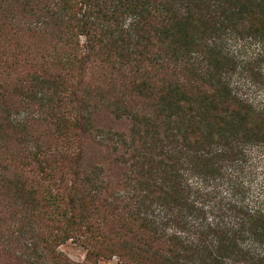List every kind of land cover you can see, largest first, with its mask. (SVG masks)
<instances>
[{"label": "trees", "instance_id": "1", "mask_svg": "<svg viewBox=\"0 0 264 264\" xmlns=\"http://www.w3.org/2000/svg\"><path fill=\"white\" fill-rule=\"evenodd\" d=\"M261 63L264 0H0V258L264 264Z\"/></svg>", "mask_w": 264, "mask_h": 264}, {"label": "rangeland", "instance_id": "2", "mask_svg": "<svg viewBox=\"0 0 264 264\" xmlns=\"http://www.w3.org/2000/svg\"><path fill=\"white\" fill-rule=\"evenodd\" d=\"M248 42L249 41L244 42V43L241 42V44L228 42L227 43V49L230 50L236 56L238 54H240V56L237 57L238 60L242 59L241 55L243 58H247V57H250L251 54H253L256 50L255 45H250V43H248ZM242 44H244L245 47H243ZM258 66H259V68L257 69V72L260 75V77L263 78V81L252 83V82L246 80V77L244 76V74H241V75H238L239 77L237 79V82L239 83V85H237V89L240 92H242L243 94L249 95L258 104L264 106V63H261ZM99 158L100 157H97L96 160H98ZM260 166H262V168H259L258 172H261V175H264V162ZM1 200L2 199L0 198V202H4ZM10 205H11V203L8 202L7 206H10ZM12 213H13L12 205L9 208H7L5 206L4 213H1V215H0V236H1V233L5 235L6 230L9 227V226H7V224L9 225V222H11V220H12ZM3 239H4V237H3ZM3 239H0V240H3ZM57 248L66 257H68L70 260H72L74 262H82L84 259L85 252H86V250L83 246H80V245L72 242L71 240H67L66 242H64L63 244L58 246ZM11 263L12 262L7 261L6 259H2V257L0 258V264H11ZM98 264H121V263L116 256H111L109 258L101 259L98 262Z\"/></svg>", "mask_w": 264, "mask_h": 264}]
</instances>
